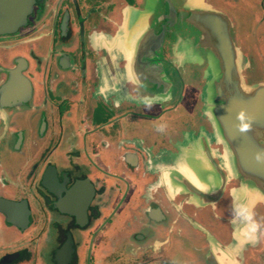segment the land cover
<instances>
[{"label":"flooded vegetation","instance_id":"flooded-vegetation-1","mask_svg":"<svg viewBox=\"0 0 264 264\" xmlns=\"http://www.w3.org/2000/svg\"><path fill=\"white\" fill-rule=\"evenodd\" d=\"M216 2L233 20L244 78L264 82V0ZM171 16L165 0H0V199L12 210L11 220L0 210V264H260L264 204L252 205L255 233L234 237L240 177L207 82L199 88L203 69L175 74L179 90L135 71L141 40L158 43L163 24L164 48L143 60L178 61ZM223 176V192L204 201Z\"/></svg>","mask_w":264,"mask_h":264},{"label":"water","instance_id":"water-1","mask_svg":"<svg viewBox=\"0 0 264 264\" xmlns=\"http://www.w3.org/2000/svg\"><path fill=\"white\" fill-rule=\"evenodd\" d=\"M165 1L168 2L171 18L174 20L179 15V25L169 36L172 53L178 61L176 64H166L163 52L162 61L157 58L153 62L143 60L144 54H148L147 50L152 54L154 49L161 51L164 48L166 26L163 24L161 32L157 34L158 43H154V34L149 32L141 40L144 43L137 49L135 67L141 78L138 80L141 82L145 79L170 88L176 81L175 74H181L189 64L203 69L207 63L212 67V78L207 81L208 112L224 147L229 174L235 179L240 177V185L233 193L237 216L229 221L234 237L245 240L249 238L248 234H254L256 230L249 220L252 205L256 202L264 204V82L249 83L244 78L233 20L218 7L216 0H186L185 10L180 14L170 0ZM164 16L169 17L168 13ZM166 66L173 69L171 77ZM210 167L221 171V167L212 159ZM223 177L218 187H214L216 184L213 181L209 182L215 189L204 192V201L221 194L227 178ZM4 202L0 199V210L6 212L11 220L12 210ZM247 224H250L249 228ZM224 251L231 254L228 249ZM209 264L219 263L211 257Z\"/></svg>","mask_w":264,"mask_h":264},{"label":"rangeland","instance_id":"rangeland-1","mask_svg":"<svg viewBox=\"0 0 264 264\" xmlns=\"http://www.w3.org/2000/svg\"><path fill=\"white\" fill-rule=\"evenodd\" d=\"M244 12L249 15L250 14V9H247L246 11L244 10ZM250 16V15H249ZM248 16V18H249ZM206 63V62H205ZM193 67H196L194 65H192ZM199 67V66H198ZM166 68L168 70H171V67L170 66H166ZM202 69V68H200ZM202 72V71H201ZM177 74V73H176ZM212 75H213V69L210 65H207L206 63V67H203V72L201 73V76H200V83H199V88H201L203 86V83L209 81L211 78H212ZM176 80H177V89L179 90L182 86H181V78L177 75L176 76ZM198 88V86H196ZM195 87V88H196ZM197 90V89H196ZM205 92H207V83L205 85ZM190 97V96H189ZM148 121H146L147 123ZM260 264H264V249H262L260 252Z\"/></svg>","mask_w":264,"mask_h":264},{"label":"crops","instance_id":"crops-1","mask_svg":"<svg viewBox=\"0 0 264 264\" xmlns=\"http://www.w3.org/2000/svg\"><path fill=\"white\" fill-rule=\"evenodd\" d=\"M108 158H109V157H108ZM108 158H107V157H104L103 160H104L105 163H109V160H110V159H108ZM138 180H139V179H136V180H135L136 182L134 183V184H136V186H135L136 189H135V192H134L133 196H137L138 194H140V191H141V188H140L141 186H140V185H141L142 182H141V181H138ZM146 200H147V199H146ZM142 205H143V207H144V209H145L146 201L142 202ZM161 248H162V247H161ZM179 248H180V247H179ZM165 251H166V250H165ZM165 253H166V252H165ZM145 263H146V262H143L142 264H145ZM140 264H141V263H140Z\"/></svg>","mask_w":264,"mask_h":264}]
</instances>
